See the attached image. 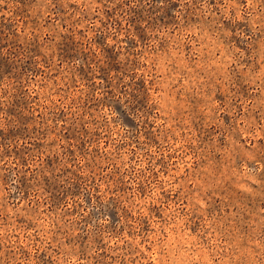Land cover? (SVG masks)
Wrapping results in <instances>:
<instances>
[{"label": "rangeland", "instance_id": "rangeland-1", "mask_svg": "<svg viewBox=\"0 0 264 264\" xmlns=\"http://www.w3.org/2000/svg\"><path fill=\"white\" fill-rule=\"evenodd\" d=\"M0 264H264V0H0Z\"/></svg>", "mask_w": 264, "mask_h": 264}]
</instances>
